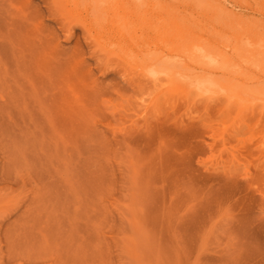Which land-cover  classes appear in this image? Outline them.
<instances>
[{
  "label": "rangeland",
  "instance_id": "rangeland-1",
  "mask_svg": "<svg viewBox=\"0 0 264 264\" xmlns=\"http://www.w3.org/2000/svg\"><path fill=\"white\" fill-rule=\"evenodd\" d=\"M76 1L117 39L112 0ZM156 2L122 33L160 81L111 48L122 88L0 82V264H264V0ZM186 32L227 67L171 57Z\"/></svg>",
  "mask_w": 264,
  "mask_h": 264
},
{
  "label": "bare ground",
  "instance_id": "bare-ground-1",
  "mask_svg": "<svg viewBox=\"0 0 264 264\" xmlns=\"http://www.w3.org/2000/svg\"><path fill=\"white\" fill-rule=\"evenodd\" d=\"M111 4L113 19H116L120 11L126 15L111 23L117 28V39L116 36L107 38V30L101 23L90 22L82 17L86 8L80 9L76 0H0V82L8 85L12 83L13 79L8 77L10 72L23 77L31 85L35 81L49 82L53 78L50 92L55 97L53 91L59 84L80 79L91 82L96 88L110 78L111 83H117L122 88L126 82L122 81L119 72L114 71L99 78L94 70L101 61L106 60L111 48L115 50L118 59H126L129 64L134 62V65L142 66L146 70V73L143 70V75L152 82L160 81L162 72L156 71L152 61L134 60L131 54L132 44L130 50L124 48L123 33L129 34L132 42L136 43L141 38L136 36L138 29L162 30L163 27L158 22L154 25L150 22L158 16H152L150 21L146 19L149 11V14H159L161 6L156 2L150 8L146 0H112ZM131 5L134 6L131 13L138 17L141 24L136 29L132 28L129 21L130 12L127 13L132 9ZM179 27L174 32L181 35L185 30ZM187 33L184 38L176 35L179 38L170 42L172 49H175L169 54L171 57L177 55L182 63L190 62L213 70L227 67L229 60L220 55L209 56L204 48L191 41ZM157 59L161 60L160 57ZM106 67L109 68L107 65ZM31 71H35L36 75L32 76ZM211 85L210 81L204 79L194 87L198 86L202 94H209L213 92L210 90Z\"/></svg>",
  "mask_w": 264,
  "mask_h": 264
}]
</instances>
